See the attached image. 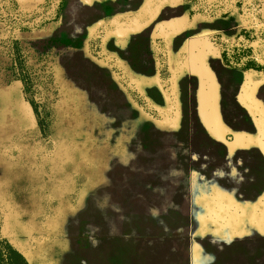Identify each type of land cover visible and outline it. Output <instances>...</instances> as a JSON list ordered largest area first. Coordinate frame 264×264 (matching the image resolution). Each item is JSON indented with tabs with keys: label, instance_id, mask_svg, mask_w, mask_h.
Wrapping results in <instances>:
<instances>
[{
	"label": "rangeland",
	"instance_id": "374dc122",
	"mask_svg": "<svg viewBox=\"0 0 264 264\" xmlns=\"http://www.w3.org/2000/svg\"><path fill=\"white\" fill-rule=\"evenodd\" d=\"M115 149L141 203L167 196L169 172L174 203L191 186L171 234L210 253L189 241V264H264V0H0V179L15 201L27 187L29 207L82 202Z\"/></svg>",
	"mask_w": 264,
	"mask_h": 264
},
{
	"label": "crops",
	"instance_id": "0c3cea01",
	"mask_svg": "<svg viewBox=\"0 0 264 264\" xmlns=\"http://www.w3.org/2000/svg\"><path fill=\"white\" fill-rule=\"evenodd\" d=\"M164 145L170 170L173 144L165 140ZM105 163L100 162L94 177L91 172L85 174L82 202L63 208L45 205L42 197L29 207L27 187L23 201H15L16 194L2 177L0 264H189V241L190 253L197 257L198 250L202 257L210 253L201 248L208 242L205 236L171 234L174 213L187 224L191 217L182 207L184 200H191L189 183L174 203L169 172L167 185L161 187L167 196L141 203L139 188L125 184L124 163L118 159L117 149Z\"/></svg>",
	"mask_w": 264,
	"mask_h": 264
},
{
	"label": "trees",
	"instance_id": "16d2710c",
	"mask_svg": "<svg viewBox=\"0 0 264 264\" xmlns=\"http://www.w3.org/2000/svg\"><path fill=\"white\" fill-rule=\"evenodd\" d=\"M53 5H54V1H53L52 5L50 7H52ZM18 14L19 13L13 12V11L7 9L5 11L4 19L6 20L7 24H9V25H12V24H14V25L15 24L22 25V24L25 23V20L21 16H19ZM34 19H32V20H34ZM29 23L30 22H28L27 24H29ZM165 72H166V68L162 67L161 73L166 75ZM258 199H259V201L261 203H264V193H261V196H259ZM256 207H257V205L254 206V209H256ZM225 209H226L227 212H226V215L223 217V221L224 222H227L229 220L232 221V219H235L237 217V215H239L240 209H239V204L238 203H235L232 206L225 207ZM261 210L262 209H260V208H259V211L257 210L258 211L257 213H258L259 216H261V214H262ZM218 220L220 221V219H218Z\"/></svg>",
	"mask_w": 264,
	"mask_h": 264
},
{
	"label": "water",
	"instance_id": "95a60500",
	"mask_svg": "<svg viewBox=\"0 0 264 264\" xmlns=\"http://www.w3.org/2000/svg\"><path fill=\"white\" fill-rule=\"evenodd\" d=\"M55 7H56V5L54 4L52 8L54 9Z\"/></svg>",
	"mask_w": 264,
	"mask_h": 264
}]
</instances>
